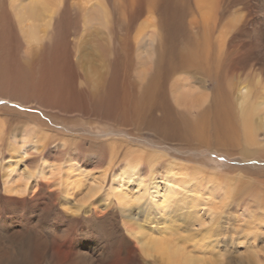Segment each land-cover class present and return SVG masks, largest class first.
Wrapping results in <instances>:
<instances>
[{"label":"rangeland","instance_id":"1","mask_svg":"<svg viewBox=\"0 0 264 264\" xmlns=\"http://www.w3.org/2000/svg\"><path fill=\"white\" fill-rule=\"evenodd\" d=\"M190 1L189 23L181 34L187 41L193 43L199 37H206H202L206 40L204 48L212 43L217 56L236 46L233 55L239 60L240 68L231 85L226 78L224 85L229 90L232 88L231 109L240 129L242 96L249 93L250 101H256L258 109L253 121L261 128L254 136L255 143L250 144L240 132L235 145L189 144L176 136L156 134L145 125L129 122L128 117L105 118L94 111L89 115L90 110H74L61 102L62 84L49 87L59 92L54 104L33 101L24 108L2 98L0 252L5 250L3 264H168L159 254L146 258L140 253L135 239L124 231V219L128 217H132L135 226L138 222L145 228H154L157 234L161 232V236L183 246L185 253L194 259L192 264H264V210L256 207L258 203L252 198L255 193L247 189L249 184L264 194V185L255 178L264 174V158L260 156L264 152V0H210L206 10L209 24L203 33L199 29L202 15L198 2ZM97 2L80 0L82 10ZM115 2H100L110 11L109 16L101 9L92 22L84 24L88 16L81 19L83 28L74 62L79 61L78 82H83L84 87L90 85L95 89L102 74L109 70L101 46L109 39L106 26L121 17L120 9L118 12L114 9L115 4H120ZM123 5L126 6L123 17L130 26L125 33L128 43L135 49L138 43L154 40L151 31L159 19L157 12L145 7L129 25L132 1L126 0ZM151 53L141 48V55ZM135 65L137 68L128 73L140 82V76L147 71L137 62ZM193 74L197 78L186 83L187 74L183 71L168 79V89L179 82L176 95H170L175 107L179 108L177 97L182 93L206 91L198 78L202 74L196 70ZM26 136L36 148H28L24 154L10 149L13 142L23 145ZM114 144L115 148L111 149ZM98 145L106 146L105 152L100 153ZM137 147L181 163L194 173L193 181H182L177 193L167 202L160 167L156 179L159 187L156 188V181L153 185L149 183L152 178L147 179L146 196H141L145 190L138 184L115 188L112 175L126 164V150ZM184 176L180 178L191 177ZM120 192L128 196L126 205L118 200ZM78 203H84L83 211L76 212ZM110 216L113 221L104 222ZM118 234L126 239H117Z\"/></svg>","mask_w":264,"mask_h":264},{"label":"bare ground","instance_id":"2","mask_svg":"<svg viewBox=\"0 0 264 264\" xmlns=\"http://www.w3.org/2000/svg\"><path fill=\"white\" fill-rule=\"evenodd\" d=\"M115 1L120 6L115 4L114 9L117 12L120 9L121 17L106 26L109 39L105 46H101L107 56L109 70L102 74L99 86L92 89L87 81L85 82L89 87L78 82L79 61L77 59L74 62V56L77 58L79 51L83 28L81 19L88 16L89 20H84V24L92 22L101 9L109 16L110 11H106L105 4L100 3L104 0H98L97 4L89 5L85 10H82L80 0H0V99L17 103L24 108L33 101L54 104L59 92L49 87L62 84L63 89L59 91L64 98L61 102L74 110H90L89 115L94 111L105 118L116 115L121 119L128 117L129 122L145 125L156 134L176 136L189 144L198 142L209 146L224 143L235 145L239 142L240 132L246 141L254 144V136L261 128L253 121L258 109L254 104L256 101H250L249 93L242 96L238 115L240 129L231 109L232 88L229 90L224 85L225 78L230 80L231 85L240 68L239 60L233 55L236 46L233 45L217 56L212 50V43L209 42L207 49L204 48L206 40L202 39L203 36L193 43L187 41L182 33H185L186 23H189L190 0H130L132 10L128 23H134L145 7L150 12L155 10L159 16L157 23L153 25V32L151 31L154 40L140 44L137 39L138 45L136 43L134 49L128 43L129 37L125 35L130 30L123 17L124 7L128 5H123L126 0ZM197 2L202 15L199 29L200 32H205L209 24L206 10L210 0ZM198 34L201 33L198 31ZM141 48L145 53L151 51L152 55H141ZM136 62L147 71L146 75L140 76V82L128 73L137 68ZM195 70L202 74L198 78H201V86L206 91L182 93L181 97H177L179 108L175 107L170 101V95H176L174 93L178 91L179 82L168 89V79L183 71L187 74L186 83L189 79L197 78L193 74ZM65 104L62 106H66ZM120 111L122 113L117 114ZM24 141L20 146L15 142L11 143L10 149L24 154L28 148H36L29 136ZM115 146L112 145L111 149ZM99 147L102 150L100 153L107 149L106 146ZM93 153L100 154L95 151ZM260 156L264 158V152ZM124 159L126 164L112 175L115 188L121 189L127 183L138 184L139 188L145 190L141 196H146L147 179L152 178L149 183H155L160 167V170L163 169L160 171L161 176L166 183L167 202L177 193L181 183L193 181L194 173H190L187 167L177 161L163 159L156 151L147 152L144 148L137 147L126 150ZM184 174V177L190 175V179L182 180L180 177ZM255 178L264 185V174L255 175ZM216 182L221 183L218 180ZM156 184L158 188L157 181ZM97 187L94 189H98ZM247 187L252 190L251 193H255L252 198L258 203L256 207L264 210V194L257 190L258 187L249 184ZM93 192L92 189L90 196ZM117 197L121 205L129 202L126 193L120 192ZM83 204L78 203L76 212L84 210ZM113 219L110 216L104 222H112ZM117 219L119 217L115 220ZM127 219L132 220V217L124 219V231L135 239L140 253L146 258L159 254L168 264H192L194 259L185 253L183 246L161 236V232L157 234L154 228H145L138 222L135 226V221ZM116 237L126 239L122 234ZM3 250L0 252V264L5 262ZM199 260L198 258L196 261Z\"/></svg>","mask_w":264,"mask_h":264}]
</instances>
